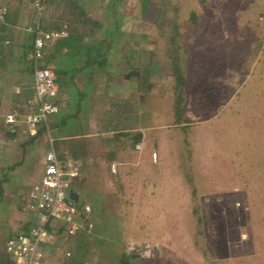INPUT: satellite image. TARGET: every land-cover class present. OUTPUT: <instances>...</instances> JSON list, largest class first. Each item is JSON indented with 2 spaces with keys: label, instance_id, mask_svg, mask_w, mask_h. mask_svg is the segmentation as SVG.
Instances as JSON below:
<instances>
[{
  "label": "rangeland",
  "instance_id": "1",
  "mask_svg": "<svg viewBox=\"0 0 264 264\" xmlns=\"http://www.w3.org/2000/svg\"><path fill=\"white\" fill-rule=\"evenodd\" d=\"M119 4L89 12L100 25L132 27L149 51L147 108H158L149 118L158 127L147 132L157 139L155 176L139 172L126 191L108 193L105 237L120 243L112 262L125 250L142 264H264V0ZM176 84L187 118L179 124L166 113ZM97 235L83 230L62 248L79 264L97 260Z\"/></svg>",
  "mask_w": 264,
  "mask_h": 264
},
{
  "label": "crops",
  "instance_id": "2",
  "mask_svg": "<svg viewBox=\"0 0 264 264\" xmlns=\"http://www.w3.org/2000/svg\"><path fill=\"white\" fill-rule=\"evenodd\" d=\"M123 1L46 0L40 12L34 0H0V6L8 7L0 22V31L5 30L0 52V264L12 261L4 249L6 240L35 222L27 206L28 195L42 175L45 151L50 147L67 170L77 167L70 200L79 207L88 205L91 218L98 214L95 210L112 207L108 193L117 188L126 191L132 176L137 178L139 172L155 176L150 170L155 167L152 152L157 139L147 132L158 127L149 120L158 108H147V90L153 86L148 75L149 51L143 42L131 39L132 27L100 25L89 12L108 11L113 3ZM36 23L44 30L67 27L68 35L49 43L38 61L56 75L59 110L34 134H13L6 129L3 116L14 108L25 112L27 99L34 95L35 66L28 57L31 50L25 51L33 43V34L26 28ZM136 28L139 32L142 27ZM20 31L23 35L18 39ZM166 113L169 116L172 111ZM50 231L52 238L40 246L48 261L79 264L63 256L65 236Z\"/></svg>",
  "mask_w": 264,
  "mask_h": 264
},
{
  "label": "built area",
  "instance_id": "3",
  "mask_svg": "<svg viewBox=\"0 0 264 264\" xmlns=\"http://www.w3.org/2000/svg\"><path fill=\"white\" fill-rule=\"evenodd\" d=\"M45 1L34 0V5L40 12L44 9ZM7 11V5L0 6V22L4 21ZM26 30L33 34L32 49L28 57L35 66L34 95L27 99L25 112L14 108L5 113L3 121L10 133L20 131L32 135L39 125L59 110L55 100L58 91L56 75L49 67L38 65V61L43 56L44 48L49 43L66 37L68 31L65 25L44 30L38 23L29 25ZM156 156L153 153V158ZM57 157L52 147L45 151L42 175L30 186L27 206L35 215V222L5 242L4 249L11 256L12 264H51L46 257L47 252L40 247L42 242L52 238L50 228L55 234L60 232L65 238L75 236L83 230L88 234L94 231L90 207H79L70 200L69 189L72 178L77 175V167L67 170ZM115 166V163L111 164L113 172L116 171ZM130 249L134 251L133 247ZM71 254L70 250L63 252L66 259ZM82 264L94 263L88 259Z\"/></svg>",
  "mask_w": 264,
  "mask_h": 264
},
{
  "label": "trees",
  "instance_id": "4",
  "mask_svg": "<svg viewBox=\"0 0 264 264\" xmlns=\"http://www.w3.org/2000/svg\"><path fill=\"white\" fill-rule=\"evenodd\" d=\"M145 1V0H144ZM85 19L90 22V23H93V21L89 18V17H85ZM96 23V22H95ZM116 25H118V23H115ZM5 30L4 28H2V32L0 31V52L3 51L2 49V44L3 42L5 41L4 38H5ZM143 38H146V35L143 36ZM174 34H172L170 37H168V40L170 43H172L174 41ZM32 41V39H31ZM26 53L32 49L31 45H28L26 47ZM173 54H174V58L171 59V64L173 65L172 67V71L174 73V75L176 76L179 85H183L184 83H186V79L184 78V76L182 77V74L181 72L178 70L177 66H178V52L177 50H173L172 51ZM32 64H33V61H31ZM31 62L29 63L31 65ZM29 72L30 74H32V69L29 68ZM179 85L176 84V89L175 88V93H174V99H173V102H172V117H173V121L172 123L173 124H179L181 123L182 121H187V118L183 117L182 116V110H183V96L185 98V95L184 93L181 92V87H179ZM150 86V84H149ZM177 92V94H176ZM179 93V95H178ZM139 137V136H138ZM139 139V138H138ZM109 209L108 207L104 206L103 208L101 209H97L95 210L98 214L96 215L95 218H92L93 222H94V225H95V228H94V231L93 233L96 231L98 232V235L95 237L97 240H96V246L97 247V250H98V256H97V260H93L95 262H93L91 260V262H93L94 264H142L140 263L138 260H139V257L138 256H134L132 255V253H128L126 252L125 250H119V252L115 251L116 252V255H114L115 257H118V258H115V260H113L112 262V254L114 252V248L120 244V243H111V241H109L108 239H106L105 236H107V231L108 230V222H110V214L109 213ZM104 212V213H99V212ZM198 221H200V219H198ZM200 223V222H199ZM90 261V260H89ZM9 264H12V261L10 263L9 261Z\"/></svg>",
  "mask_w": 264,
  "mask_h": 264
}]
</instances>
